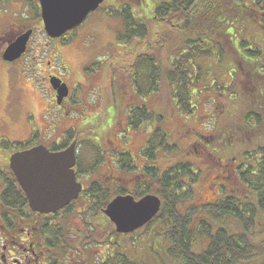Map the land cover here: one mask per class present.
Instances as JSON below:
<instances>
[{
    "label": "rangeland",
    "instance_id": "rangeland-1",
    "mask_svg": "<svg viewBox=\"0 0 264 264\" xmlns=\"http://www.w3.org/2000/svg\"><path fill=\"white\" fill-rule=\"evenodd\" d=\"M118 1L122 0L102 2L100 9L92 11L76 28L75 33L67 39L69 42L58 43L49 40L43 30L41 31L43 26L34 22L39 12L37 0H0V19L6 21L0 25V32L5 31L15 20H25L21 22L26 28H34L36 32L26 54L23 52L12 62L4 61L0 54V140H5L0 144V168L6 166L4 163L9 154L10 142L25 143L31 139L34 143L47 146L55 140L63 141L64 133L74 129L79 143L80 180L85 187L91 181L102 184L108 195L116 194L120 188L126 193H133L137 186L143 187L146 183H151L149 177L142 176L139 166L142 168V165L148 162L155 165L159 171H164L174 164L188 162L196 169L197 179L190 183L189 179L185 178L184 184L190 199L180 207L183 213H187L192 206L199 208L229 195L254 196L242 185L238 173L247 162L245 154L253 152L257 146L264 143V128L246 129L237 122L244 110L246 112L250 107L245 98L250 92L245 87V81L243 82L244 76L237 69V57L230 53V46L222 41V45H226L222 57L208 55L196 61L205 75L193 82L191 100L194 109L190 115L185 116L174 105L172 89L165 71L181 54L180 50L186 45L184 40L191 34L188 30H181L182 25L178 23L180 20H175L173 26L166 23L167 26L155 19L153 7L157 5L158 0H134L135 3L129 2L131 9L137 18L144 20L147 34L120 42L118 34L123 32V20L118 11L122 10L124 4L119 6ZM201 2L204 3L203 0H198L197 3L199 11L203 8ZM12 30L16 32L17 26L11 25L4 35L12 36ZM235 30L238 36L251 40L257 48L264 49V27L254 24L249 28H241V25H238ZM233 36H236L233 40L235 45L239 38L236 39V34ZM239 51L249 58L245 56L243 49ZM141 53L150 54L155 65H159L161 70L155 90H149L147 93L144 89L148 88L146 82L150 67L146 64L139 65L136 76L131 74L133 60ZM58 54L62 55V61ZM101 64L104 70L99 71L97 67ZM193 70L194 68L191 69ZM49 73L58 74L70 87L78 84L75 88L80 92L82 99L72 102L70 112L65 113L55 104L48 81ZM191 73L193 79L196 74L194 71ZM133 76L137 77V84L142 86L141 93L145 94L140 95L139 91H136ZM222 89H226L225 94ZM141 106L146 107L147 120L133 129L127 122L129 110ZM155 128H161L168 135V142L174 149L170 152L159 151L156 160L149 162L142 157L141 150ZM92 143H96L98 147H94L95 155L98 154V158L94 160V152L90 148ZM120 151L129 152V165L133 168H119ZM254 158L252 157L250 162ZM155 188L156 186L152 185L149 192L153 194ZM1 190L0 182V192ZM85 195L87 194L84 193L83 196ZM106 198L107 204L110 198ZM81 203L84 202L72 205L70 215L59 218L54 221L55 225H52L57 230H61V223L66 225V240H74L73 231L79 226L81 229H78L77 233H84L81 242L89 243V248L92 246L95 251L103 249L106 244L119 242L122 248L125 247L130 258L144 259L146 264L174 263L167 253L163 237L155 233L159 222L143 226L125 238L112 236L110 243L106 239L97 243L87 242L89 238H100L96 235L98 232L93 234L94 230L87 222L83 223V213H76L79 209L88 213L92 211L85 205L81 208ZM204 214L196 212L194 221L205 217ZM100 215L98 214L96 219L92 217L93 223L98 227L103 225ZM261 219L260 222H263L264 215ZM262 224L263 227L259 228L264 229V223ZM226 225L234 231L239 230L233 220ZM257 227L258 225L255 229ZM54 228L52 232L55 233ZM257 231L258 229L255 232ZM257 235L253 236V240H259L261 234ZM196 237L192 249L202 251L207 247L208 238L199 234ZM146 249L148 252L150 250L151 256H146ZM93 254L94 258H97L95 254L99 252Z\"/></svg>",
    "mask_w": 264,
    "mask_h": 264
},
{
    "label": "trees",
    "instance_id": "trees-1",
    "mask_svg": "<svg viewBox=\"0 0 264 264\" xmlns=\"http://www.w3.org/2000/svg\"><path fill=\"white\" fill-rule=\"evenodd\" d=\"M203 1L205 4L201 2L202 11H199L200 8L197 9L198 0H158L157 5L153 7V16L157 21L164 24L170 23L173 26L172 23L175 20H180L178 23L182 25L180 26L181 30H188L191 34L184 40L186 45L184 49L180 50L181 54L171 62L169 69L165 71L166 79L172 89L174 105L185 116L193 112L194 103L191 100V95L194 90L192 85L201 75H205L201 65L196 61L208 55L222 57L226 47V45H222V41H225L230 46L232 56L237 57L235 60L237 69L244 76L243 82L245 81V87L250 92L245 96L250 107L246 112L244 110V114L238 118L237 122L241 126L244 125L246 129L264 128V49L257 48L251 40L238 36V32L235 30L238 25H241V28L246 26L249 28L254 24L264 27V0ZM118 15L123 20V32L118 34L120 42H126L134 36L144 37L147 34L144 20L135 16L130 3L124 4L122 10L118 11ZM234 34L237 35L236 39L239 38L235 45L233 44L236 37L233 36ZM242 49L245 51V56L249 58L241 54L242 51L239 50ZM142 64L150 67L146 82L148 88L144 89V92L147 93L149 90H155L161 70L159 65H155L150 54L141 53L133 60L131 74L136 76L137 68ZM192 68L196 74L193 79H191ZM135 76L133 79L136 91H139L140 95L145 94L141 93L142 86L137 84ZM225 90L221 91L225 94ZM147 117L145 106L134 107L129 110L127 122L131 128L135 129L147 120ZM75 133L74 130L67 131L63 141L53 144L51 148H64L70 144ZM4 141L1 140L0 144ZM168 141V135L161 128L153 129L141 150L142 157L151 162L156 160L159 151L170 152L174 146L170 145ZM28 142H12L8 147H11V150L23 149L33 144L31 139ZM91 147L96 148L97 146L92 143ZM118 155L120 169L133 168L132 165H129L131 160L129 152L120 151ZM245 155L244 158L247 159V162H245L244 168L239 170V180L254 196H225L199 208L192 206L187 210V213H183L180 207L190 199L189 191L184 184L185 178H188L190 183H194L197 179V171L193 164L188 162L174 164L164 171H159L155 165L149 163L142 167V173H144L142 176L149 177L151 183H146L145 187L137 186L131 194L135 198H139L150 193L152 185L156 186L153 194L160 198L161 206L158 213L145 226H150L153 222L160 223L156 227L155 233L157 236L163 237L164 243L167 245V253L173 260V264H264V234H262L264 229L259 228V226L263 227L262 223H264V221L260 222L261 216L264 215V143ZM252 157L256 159L254 158L255 160L250 162ZM0 178L4 181L0 192L2 207L0 221L7 222L11 226L13 220L29 213L28 202L12 171L8 168V163L4 168H0ZM87 187L84 193L92 197L91 210L94 211L87 224L93 228V234L98 232L96 235L100 238L99 240L89 238L87 242L97 243V241L106 239L110 243L112 236L125 238L131 235L117 233L111 221L101 212V207L106 205V197L111 199L114 195L126 194V191L120 188L116 194L108 195L107 189L98 182L91 183ZM196 212H204L205 217H200L195 222ZM98 214H101L100 217L103 219L101 227L96 226L92 221L93 216L94 219L99 217ZM232 220L238 225L239 230L234 231L227 227L226 224ZM256 225L258 227L255 229ZM54 229L57 234V228ZM257 229L258 231L255 232ZM51 233L54 234V231ZM257 233H260L261 236L259 240L255 241L253 236H258ZM197 234L205 235L208 238L207 247L202 251L192 249ZM92 238L95 239V237ZM147 249L146 252H148ZM144 254L146 253L144 252ZM151 254L149 250L146 256H151ZM128 259L129 257L126 255L123 264H133ZM140 261L142 262L141 259Z\"/></svg>",
    "mask_w": 264,
    "mask_h": 264
},
{
    "label": "water",
    "instance_id": "water-1",
    "mask_svg": "<svg viewBox=\"0 0 264 264\" xmlns=\"http://www.w3.org/2000/svg\"><path fill=\"white\" fill-rule=\"evenodd\" d=\"M103 0H40L46 33L58 37L80 25ZM30 31L18 36L2 54L13 61L25 51ZM60 103L68 93L65 83L51 77ZM75 141L61 151L52 152L43 145L17 151L9 158V167L24 192L32 211L56 212L76 199L82 185L73 169L76 162ZM161 201L154 194L135 199L131 194L117 195L103 209L118 233H130L143 227L159 211Z\"/></svg>",
    "mask_w": 264,
    "mask_h": 264
},
{
    "label": "flooded vegetation",
    "instance_id": "flooded-vegetation-1",
    "mask_svg": "<svg viewBox=\"0 0 264 264\" xmlns=\"http://www.w3.org/2000/svg\"><path fill=\"white\" fill-rule=\"evenodd\" d=\"M129 2L132 3L134 2V0H127V2H125V0H122L120 2L118 1L117 4L121 6V4H129ZM103 3H101L98 9H96L95 11L99 10L100 7L103 5ZM36 6L39 8V12L38 15L34 18V22H36L40 26H43V22L41 19L40 0H37ZM21 21H25V20H15L11 24L17 26L16 32L12 30L13 31L12 36L6 37L4 35L5 31L8 30L11 25L8 26V28L5 31L0 32L1 58H2V53L4 52V49L7 47L8 43L13 41L15 37H17L19 34H22L25 31L32 30L31 33L29 34L26 45V51H28V48L31 44V39L34 38L36 32L34 28H30V29L26 28V25H24ZM4 22L6 21L1 18L0 25L4 24ZM75 30L76 28L67 31L58 37H51L45 32L44 28L41 29V31L45 33V36L49 40L57 41L58 43L59 42L64 43L65 41H67V39L71 37L73 33H75ZM57 56L58 58L60 57L62 61V55L58 54ZM48 62L51 63L50 60ZM97 69H99V71L104 70L103 64L97 67ZM51 77H57L61 80V82L66 84L68 88V93L65 97H63L60 103H57L56 101V90L51 85L50 87L52 89L53 99L55 101V104L65 113L70 112L69 110L73 107L72 102H76L82 99V97H80V92L78 93V90L75 88V86L78 87V84L75 83L73 86L70 87V85L56 73L48 74L49 83H50L49 79ZM74 139L75 138H73L72 141ZM47 147L51 151H61L65 149L63 147L58 149H53L51 148V146H47ZM93 152H94V158H93L94 160L98 158V154L95 155L96 151ZM112 152L111 154L112 156H114ZM79 159H80L79 153L76 146V163L74 166V170L77 176V180L82 183V192L80 193L79 197L76 200L72 201L68 206L58 210L55 213L52 212L40 213V212L29 211V213L26 216H21L18 217L17 220H13L11 226H9L7 222L0 221V264H115V263L123 264L125 262L124 259L125 256L127 255V252L125 251V247L122 248V245L119 243L106 244L104 245L103 249H96L99 252V254H95L97 258H94L93 252H97V251L93 250L92 246L91 248H89V243L87 244L81 242V240H83V237L81 236H83L84 233L83 232L77 233L78 229H81L79 226L76 227L75 225L76 227L75 229L77 230L74 231L71 230L75 232L74 234L75 237L73 241L65 239V234H68L67 231L68 228L63 223L60 224V226L62 225V227L61 230L58 229L57 234L51 233L52 231L51 228L53 227L52 225H55L54 221H57L59 218H63V217L65 218L67 214L70 215V212H72L71 207L75 203L83 201L84 203H81L82 204L81 208L85 205L91 209L92 197L90 195L83 196V192L87 190V187H85L83 181L80 180V169L78 168L80 164ZM144 165L145 164H143L142 167ZM139 169L142 170L140 166ZM141 174L144 175V173ZM0 182L2 183V187H3L4 181L2 178H0ZM91 183L93 182L90 181L89 184ZM76 213L78 215L80 213H83L81 214L82 217L84 218L83 223H86L90 220V217L94 214V211L92 210L90 211V213H88L86 210L79 209L76 211ZM78 237L81 238L78 239ZM127 257L129 256L127 255ZM137 260L140 261V258L129 257L128 259V261L133 264H140ZM142 263L146 264L144 260H142Z\"/></svg>",
    "mask_w": 264,
    "mask_h": 264
}]
</instances>
